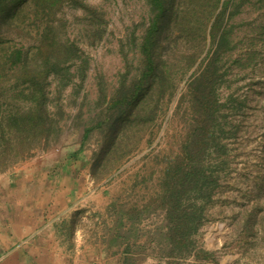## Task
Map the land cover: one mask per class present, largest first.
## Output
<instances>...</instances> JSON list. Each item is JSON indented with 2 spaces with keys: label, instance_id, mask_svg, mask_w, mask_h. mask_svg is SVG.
<instances>
[{
  "label": "trees",
  "instance_id": "16d2710c",
  "mask_svg": "<svg viewBox=\"0 0 264 264\" xmlns=\"http://www.w3.org/2000/svg\"><path fill=\"white\" fill-rule=\"evenodd\" d=\"M142 1L144 15L119 40L123 70L115 84L97 75L90 101L85 47L114 35L104 1L0 0V175L75 130L81 146L72 158L80 160L95 137L96 149L82 168L95 181L111 179L152 142L185 82L175 113L188 117V131L180 153L164 168L160 191L141 207L117 199L101 217L112 220L103 224L119 264H138L137 254L148 247L158 250L157 264L215 261L214 252L198 248L197 237L219 217L214 202L234 169L230 147L242 130L237 119L253 107L235 93L222 100L220 89L233 65L259 60L264 0ZM248 6L258 16L237 21ZM146 221L151 227L143 234ZM231 223L254 241L264 232V205L245 206Z\"/></svg>",
  "mask_w": 264,
  "mask_h": 264
},
{
  "label": "rangeland",
  "instance_id": "374dc122",
  "mask_svg": "<svg viewBox=\"0 0 264 264\" xmlns=\"http://www.w3.org/2000/svg\"><path fill=\"white\" fill-rule=\"evenodd\" d=\"M102 1L110 11V25L114 35L110 42H104L97 47H85L91 61L87 81L90 101L96 98L97 75L103 74L110 84L116 83L117 75L124 66L118 51L119 40L124 37L132 23L140 21L145 13L142 0ZM257 16L258 11L248 6L235 19L241 22ZM240 27L241 30L246 28ZM238 35H243V31L238 32ZM239 46L231 54L233 58L240 52L241 45ZM259 51V60L255 66L233 65L220 89L222 100L235 93L241 98L247 97L253 107L248 117L237 119L242 121V130L230 147L233 149L232 155L236 156L234 169L226 177L214 202L213 210L219 217L208 223L197 237L198 248L214 252L216 260L196 261L190 258L186 264H264V232H260L253 241L238 234L231 223L234 212L255 202L264 205V46H260ZM184 83L181 84L175 100L167 106L152 142L144 143L111 179L95 181L88 170L82 168V160H88L96 149L95 137L86 145L80 160L72 158V154L81 146L79 131L65 130L58 143L30 158L49 153L51 159L57 161L55 165L61 164L70 168V177L80 188L77 200L83 205L73 213L70 231L77 232L78 238L85 245L96 246L104 256L110 255L116 260V264H119L120 254H115L116 247H109L106 242V227L103 222L107 218L101 215L117 199L128 207H141L160 191L164 168L170 159L180 153L188 131V117L175 113L182 90L185 89ZM107 221L111 223L112 220ZM150 222L146 221L141 225L143 234L151 227ZM145 239V236L142 237L141 242ZM137 256L138 264H157L158 250L148 247Z\"/></svg>",
  "mask_w": 264,
  "mask_h": 264
},
{
  "label": "crops",
  "instance_id": "0c3cea01",
  "mask_svg": "<svg viewBox=\"0 0 264 264\" xmlns=\"http://www.w3.org/2000/svg\"><path fill=\"white\" fill-rule=\"evenodd\" d=\"M55 163L48 153L0 175V264H116L70 231L80 188Z\"/></svg>",
  "mask_w": 264,
  "mask_h": 264
}]
</instances>
